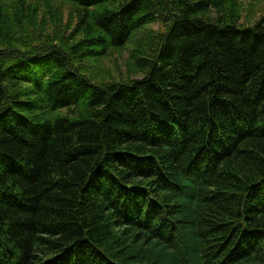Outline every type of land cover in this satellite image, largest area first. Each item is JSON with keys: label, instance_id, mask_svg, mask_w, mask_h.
Here are the masks:
<instances>
[{"label": "trees", "instance_id": "16d2710c", "mask_svg": "<svg viewBox=\"0 0 264 264\" xmlns=\"http://www.w3.org/2000/svg\"><path fill=\"white\" fill-rule=\"evenodd\" d=\"M62 1L77 20L38 44L36 7L0 0V264H264V13ZM132 38L139 76L75 63Z\"/></svg>", "mask_w": 264, "mask_h": 264}, {"label": "rangeland", "instance_id": "374dc122", "mask_svg": "<svg viewBox=\"0 0 264 264\" xmlns=\"http://www.w3.org/2000/svg\"><path fill=\"white\" fill-rule=\"evenodd\" d=\"M24 4L26 6L33 5L34 10L36 7L34 24L29 23L26 17L22 23L27 31V36H30V39L38 44H42L45 37L52 39L53 30H56L58 34L67 33L68 29L77 20L75 9L70 8V4L62 0H24ZM6 10L4 9V11ZM13 11L14 9L8 7L6 15L14 16ZM2 12L3 10L0 13ZM25 12H23V16L26 14ZM216 13H222L225 16L231 15L235 18L236 23L239 24H251L264 13V0H228L221 11L215 8L209 10V15L212 17ZM164 28L165 25H162L159 21H153L147 24L142 31L148 29L163 30ZM142 31H138L137 34ZM35 36L37 38L34 39ZM20 37L23 40L22 34ZM136 42H138V39L132 38L121 49L111 48L109 53L103 57L94 59L84 57L75 61V63H79L80 69L96 81L127 79L131 76H139L141 74L140 71L133 72L127 65V57Z\"/></svg>", "mask_w": 264, "mask_h": 264}]
</instances>
